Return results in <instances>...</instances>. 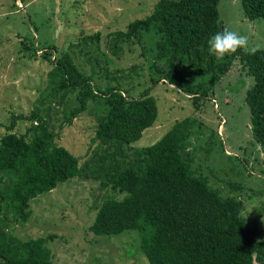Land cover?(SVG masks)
Wrapping results in <instances>:
<instances>
[{"label": "trees", "instance_id": "16d2710c", "mask_svg": "<svg viewBox=\"0 0 264 264\" xmlns=\"http://www.w3.org/2000/svg\"><path fill=\"white\" fill-rule=\"evenodd\" d=\"M241 2L250 19L264 18V0ZM219 3L158 0L149 15L111 34L113 52L127 43H140L146 32L160 35L157 60L149 64L151 76L143 83L133 82L138 64L132 68L133 75H125L132 79L125 80V70L110 69L112 59L106 52H102L106 63L98 60L97 64L114 84L98 83L95 65L92 73H85L70 50L53 60L48 76L52 94L62 100L75 94L80 105L67 117L73 119L88 109L90 100L103 101L96 131L99 143L82 164L79 156L56 142L58 133L51 129L43 110L13 115L0 139V264H56L48 246L52 234L24 239L12 233V225L28 222L31 200L38 195L61 182L89 175L125 193L122 198L103 201L89 230L109 237L139 232V249L150 264H253V253L257 254L256 264H264V238H258V228L243 215L239 198L212 186L208 177L194 168L190 152L188 161L180 153L191 145L192 119L177 121L153 145L132 146L157 120L153 84L164 79L198 101L207 97L239 58L255 78L246 101L253 137L264 148V51L250 55L238 49L222 60L209 54L208 39L225 27ZM192 68L210 75L209 87L190 75ZM144 84L134 91L136 85ZM23 119L32 122L25 134L14 131Z\"/></svg>", "mask_w": 264, "mask_h": 264}, {"label": "rangeland", "instance_id": "374dc122", "mask_svg": "<svg viewBox=\"0 0 264 264\" xmlns=\"http://www.w3.org/2000/svg\"><path fill=\"white\" fill-rule=\"evenodd\" d=\"M157 1L0 0V139L8 131L13 115H30L39 108L58 133L56 142L79 156L82 164L86 162L99 143L98 115L105 106L103 101L90 100L88 109L73 119L67 117L80 105L75 94L63 100L52 94L48 76L53 60L70 50L85 73H92L95 65L97 82L114 84L116 81L108 79L98 65V60L106 63L102 55L106 52L112 59L110 69L125 70V80L132 79V68L138 64L133 82L143 83L151 76L149 64L157 60L160 35L146 32L140 43H127L113 52L111 34L149 15ZM241 1L220 0V21L230 30L247 35L250 46L264 47V18L250 19ZM247 69L237 58L232 70L198 101L164 79L153 84L151 94L159 107L157 120L132 146L140 149L153 145L177 121L192 119L193 135L187 150L194 159V168L223 194L239 198L243 215L263 239L264 148L253 137L246 97L255 78ZM192 70L191 76L210 86V75L204 69ZM128 72L132 75L125 76ZM135 87L134 91L145 84ZM31 124L19 120L14 131L25 134ZM124 196V192L113 190L94 175L77 176L32 199L28 222L13 224L12 233L24 239L52 234L48 246L56 264H150L139 249V232L109 237L89 230L105 199Z\"/></svg>", "mask_w": 264, "mask_h": 264}, {"label": "clouds", "instance_id": "9594fccd", "mask_svg": "<svg viewBox=\"0 0 264 264\" xmlns=\"http://www.w3.org/2000/svg\"><path fill=\"white\" fill-rule=\"evenodd\" d=\"M207 43L209 54L214 55L217 60H222L226 55L236 53L238 49L250 55H255L258 51H264V47L259 44L250 46L247 35L230 30L227 27L212 35ZM252 259L253 264H256V253L252 254Z\"/></svg>", "mask_w": 264, "mask_h": 264}, {"label": "water", "instance_id": "95a60500", "mask_svg": "<svg viewBox=\"0 0 264 264\" xmlns=\"http://www.w3.org/2000/svg\"><path fill=\"white\" fill-rule=\"evenodd\" d=\"M180 153H181V155H182V157H183V159L185 161H188L189 160V155H188V150L187 149L182 150Z\"/></svg>", "mask_w": 264, "mask_h": 264}]
</instances>
